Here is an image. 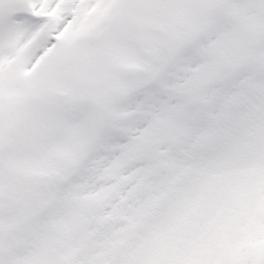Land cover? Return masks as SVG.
I'll return each instance as SVG.
<instances>
[{"label":"snow or ice","instance_id":"6c2138e0","mask_svg":"<svg viewBox=\"0 0 264 264\" xmlns=\"http://www.w3.org/2000/svg\"><path fill=\"white\" fill-rule=\"evenodd\" d=\"M0 264H264V0H0Z\"/></svg>","mask_w":264,"mask_h":264}]
</instances>
